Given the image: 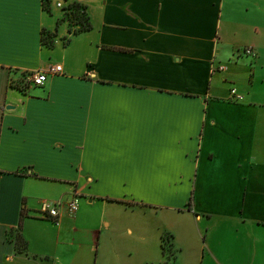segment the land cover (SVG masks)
I'll use <instances>...</instances> for the list:
<instances>
[{"label":"crops","instance_id":"1","mask_svg":"<svg viewBox=\"0 0 264 264\" xmlns=\"http://www.w3.org/2000/svg\"><path fill=\"white\" fill-rule=\"evenodd\" d=\"M260 70L264 0H0V264H264Z\"/></svg>","mask_w":264,"mask_h":264},{"label":"built area","instance_id":"2","mask_svg":"<svg viewBox=\"0 0 264 264\" xmlns=\"http://www.w3.org/2000/svg\"><path fill=\"white\" fill-rule=\"evenodd\" d=\"M57 7H62L61 3H58ZM245 53L251 55L253 52L251 48H246ZM61 72H62L61 65L50 66L46 70L36 71L27 74L22 84L18 81L11 80V85L20 87L21 85L25 84V85L40 87L44 85L48 75L59 74ZM231 95L234 99L241 100V96L237 95L234 89H231ZM65 208L71 213H75L77 211L78 209L77 195H75L69 201H63V200L42 201L39 211L43 218H51L54 221H57L60 216V210Z\"/></svg>","mask_w":264,"mask_h":264},{"label":"trees","instance_id":"3","mask_svg":"<svg viewBox=\"0 0 264 264\" xmlns=\"http://www.w3.org/2000/svg\"><path fill=\"white\" fill-rule=\"evenodd\" d=\"M63 19L65 18L70 25L77 26L78 29L75 32L87 30L89 26L88 17L86 14V6L76 1L70 2L62 9ZM71 18H69V17ZM24 87V85H23ZM22 89V87H20ZM172 235L168 232L162 234V251L165 256L164 264H175V252L174 245L172 243ZM19 240L16 239L18 245Z\"/></svg>","mask_w":264,"mask_h":264},{"label":"rangeland","instance_id":"4","mask_svg":"<svg viewBox=\"0 0 264 264\" xmlns=\"http://www.w3.org/2000/svg\"><path fill=\"white\" fill-rule=\"evenodd\" d=\"M69 18H71V17H69ZM226 63H229V62H226ZM262 73L263 72L261 70H260V72L257 73L256 81H255L254 87H253V91L255 93L254 97H256L257 100H260V102H261L260 104H262V107H259L260 114H264V76L261 77ZM257 122L259 123V126H264V117L260 116L258 118ZM258 252L264 253V237H263V242L258 246Z\"/></svg>","mask_w":264,"mask_h":264}]
</instances>
